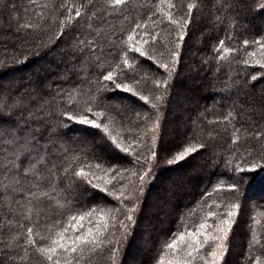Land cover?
Wrapping results in <instances>:
<instances>
[{
	"label": "trees",
	"instance_id": "obj_1",
	"mask_svg": "<svg viewBox=\"0 0 264 264\" xmlns=\"http://www.w3.org/2000/svg\"><path fill=\"white\" fill-rule=\"evenodd\" d=\"M189 3L195 4L196 7L193 9L192 23L187 29L186 39L182 42L183 47L176 66L178 74L174 73L173 80L166 75L162 67H159L164 63L172 67L166 49L175 43L177 30L168 20L167 13L171 12L174 19H179L181 15L187 13ZM45 4L48 7L43 11L50 19L57 17L62 19L67 12L60 6L65 4L75 5V9L82 13L81 18L71 23L67 34L56 47L47 53H44V49L59 31L58 22L50 24L47 33L39 36H26L18 32V25L26 20L31 19L35 22V14L40 12L41 6ZM169 4L176 7L169 9ZM234 4L235 0H129V4L122 12H116L108 7V0H0V66L5 62L14 65L7 71L0 72V83L12 87H14L12 82L20 77L34 74L47 82L51 89L50 95L55 94L58 86L65 89H78L79 86L87 88V81L92 78L91 73L96 71L93 67L95 56H101L106 68L109 63L113 67L116 63H122V50L128 46L127 36L132 34L136 23L141 25L139 29H135L137 44L140 38L150 40L152 35L159 34L157 41L144 45L146 50L154 49L150 51L152 58L140 57L138 53L129 52V63L133 67L125 70L141 79V87L138 90L148 95L150 102H154L155 95L164 92L162 85L165 79L172 84L171 101L167 106L166 119L163 121L164 138L168 125L176 124L179 116L173 115L170 107H179V101L185 100L184 104L188 109L184 110L185 126L180 131L176 130L177 134L174 136L176 138L178 135L175 139L176 144L168 142L170 146L178 147L186 144V137H194L191 142L206 143L208 149L196 156L189 165L166 174L162 182L158 181L152 186L140 212L136 238L126 246L122 245L125 264L131 259V248L140 236L143 222L152 215L146 208L150 206L149 200L153 195L155 202L151 206L158 208V216L152 229L153 241L140 264H158L161 259L167 264L175 257L173 250L166 247L168 243L181 232L185 233L187 239V231L195 230L202 222L218 224L221 214H226L230 204L234 202L239 203L241 207L234 218L228 241L229 251L224 264H257L258 260L259 264H264V173L258 170L255 179L250 183L249 177L246 176L245 185L240 189L237 199L236 194L228 191L230 179L224 165V161L230 158L233 152H244L245 149L260 152L264 149V110L260 107L261 97L264 96V68L260 67L264 64V51L259 44L254 43L257 40L264 41V21L261 19L262 14H258L253 20L251 16L241 12L242 10L234 7L230 10L228 5ZM75 9L71 13L73 16ZM93 13L97 16L94 17ZM6 18L15 24V28L6 29L8 33L4 32ZM145 32L149 36H145ZM73 37L86 43L84 55L81 57L83 62L78 65L76 75L70 80L65 72V65L59 63L58 56L67 52L70 44L76 43ZM221 40L224 41V47L231 50L224 60L218 58L219 55H223L217 51ZM245 40L248 41L247 46L244 44ZM93 41L103 49V52L98 49L93 55L89 50L90 47L96 46L92 44ZM25 60L26 62H23ZM58 73H64L60 79L68 82L59 85L52 83L57 80ZM252 76H256L257 80L252 81ZM157 82L161 84L159 90H156ZM245 82L247 85H254L247 95L243 90L235 88L237 83ZM73 95H76L75 91ZM117 96L124 98V102L134 110L127 112L128 120L136 121V113L142 116L150 114V103L145 104L127 93L118 92ZM3 99L6 97L0 98V102ZM119 119L117 118L118 121ZM114 127L116 131H113V135L119 133V138L125 146L133 145L130 153L111 150L102 152L97 149L94 155L89 154L82 161L86 171L89 170L87 164L90 163L93 165L91 171L104 180L112 179L115 175L108 171L111 168H117L123 173L122 180L117 177L113 185L109 186L110 191L135 183L132 174L137 171L144 158L149 156V141L145 139V127L137 129L134 123H128L127 120L123 124H115ZM76 128L80 129L82 126L76 125ZM95 131L89 130L90 133ZM150 135L149 132L148 136ZM137 136L139 140L136 139ZM85 139L98 140L99 136L89 134ZM237 140L238 143L233 142ZM64 147L67 146L60 145L56 151H63ZM74 154L80 155L78 152ZM71 155L73 153H69V156ZM63 159L61 156L56 162L59 164ZM138 159L140 163H137ZM96 163L101 164L100 169L94 167ZM64 167L68 165L65 164ZM42 171L48 177L47 171L43 169ZM174 173L179 177L171 181L170 177ZM57 175L62 176V169ZM4 183L6 181L0 175V249L16 235V222L27 215L28 208L32 207L27 200L12 191L5 194ZM67 185L68 181L63 178L57 181L48 177L42 190L48 191L49 197L43 198L34 209L31 223L25 222V231L29 226L34 228L38 247L48 245L49 237L54 238L55 233L69 223L68 217L73 214H83L96 209L92 216L93 227L99 220L101 211L107 213V222L110 226L114 223L111 217L115 213L109 212V209L118 206L116 201L111 198L105 199L100 193L90 199L89 194L79 186L73 185L72 188H68ZM210 211L216 212L217 216L208 217ZM117 219H123V216H118ZM89 223L86 218L85 229ZM111 231L110 227L107 238L103 241L104 245L112 238ZM68 235H72L71 228ZM41 237L45 239L42 240ZM205 254L201 252L196 257L195 264H202L200 256ZM32 255L34 257L32 264H41L35 258L34 250ZM232 258L235 259L234 262ZM0 264H8V261L0 257ZM81 264H111L107 247L101 248L91 257L86 256Z\"/></svg>",
	"mask_w": 264,
	"mask_h": 264
},
{
	"label": "snow or ice",
	"instance_id": "obj_2",
	"mask_svg": "<svg viewBox=\"0 0 264 264\" xmlns=\"http://www.w3.org/2000/svg\"><path fill=\"white\" fill-rule=\"evenodd\" d=\"M128 4L129 0H108V7L116 12H122ZM47 7V4L41 6L42 10L35 14V22L29 19L18 25V32L26 36H39L47 33L50 24L59 23V31L51 38L44 53L51 52L67 34L71 23L82 17L81 11L75 9V5L65 4L60 7L65 8L67 14L62 19L59 17L50 19L43 11ZM168 7L172 9L176 5L169 4ZM195 7V4L189 3L187 13L181 15L179 19H174L171 12L167 13L168 20L175 25L177 30L175 43L171 48L166 49L172 67L170 68L167 63L160 64L159 67H162L166 75L172 77L173 80L175 79L174 73L178 74L176 66L181 55L182 42L185 41L187 29L192 23V13ZM228 7L230 10L233 7L242 10L253 20L258 14H262L261 19L264 21V0H235V4L228 5ZM74 9L75 15L73 16L71 13ZM93 16L96 17L97 14L93 13ZM140 26L136 23L135 29H139ZM135 29L127 36L129 44L122 50V63H116L115 67L109 63L106 68L101 56H95L93 67L96 71L91 73L92 78L87 81V88L79 86L78 89H65L58 86L55 94L50 95L51 89L47 82L34 74L22 76L12 82L14 87L0 83V98L6 97L0 102V175L6 181L3 184V191L5 194L12 191L32 205L28 208L27 215L16 222V235L4 244L3 249H0V257L6 258L8 264H32L34 259L32 250L35 251V258L41 264H81L86 256L91 257L104 247H107L110 253L111 264H125L123 246L136 238L140 212L152 186L158 181L162 182L166 174L189 165L196 156L207 151L206 143L191 142L194 137H186V144L178 147H172L165 141L163 121L166 119L167 106L171 101L172 84L165 79L162 85L164 92L155 95L154 102H150L149 96L138 90L141 87V79L125 70L133 67L129 63V52L138 53L140 57L152 58L150 51L154 49L146 50L144 45L157 41L159 34L152 35L150 40L140 38L137 44ZM144 35L149 36L147 32ZM73 39L76 43L70 44L68 51L58 56V61L65 65V72L70 80L76 75L78 65L83 62L81 57L84 55L86 43L77 37ZM254 43L259 44L261 50L264 51V41L257 40ZM92 44L96 45V42L93 41ZM244 44L247 46L248 41L245 40ZM98 49L103 52L99 45L90 47L89 50L94 55ZM217 51L223 53L218 57L220 60H224L231 52L230 49L224 47L223 40L219 42ZM245 64L247 66V62ZM11 67L14 65L5 62L0 66V72L7 71ZM260 67L264 68V64ZM63 74L58 73L57 80L52 83L58 85L67 83L68 81L60 79ZM251 79L256 81L257 77L252 76ZM125 80L132 82L125 83ZM82 84L81 80L80 85ZM160 87L161 84L157 82L156 90ZM253 87L254 85H247L246 82L235 85V88L243 90L245 95ZM74 91L76 95H73ZM118 92L127 93L145 104L150 103V114L142 116L136 113V121L128 120L127 112L134 110L124 102V98L117 96ZM237 95L239 97V91ZM261 100L260 107L264 110V96ZM253 107L255 108V105ZM117 118H120L119 121ZM125 120L128 123H134L137 129L141 126L145 127V139L149 141V156L144 158L143 163L137 160L140 167L132 174L135 177V183L110 191L109 186L113 185L117 177L122 180L123 173L117 168H111L108 171L115 175L112 179L104 180L91 171L92 164H87L89 170L86 171L82 161L89 154L94 155L97 149L102 152L111 150L129 154L133 145L125 146L119 138V133L113 135V131H116L114 125L123 124ZM149 123L150 127H148ZM76 125L82 128L77 129ZM90 129L96 131L90 133ZM149 132L150 136H148ZM89 134L94 137L98 135L99 139L88 141L85 137ZM136 139L139 140V136ZM233 142L238 143V140ZM60 145L67 147L57 152L56 149ZM77 152L80 155L74 154ZM69 153L73 155L69 156ZM61 156L64 159L58 164L56 160ZM137 156L139 157V153ZM65 164L68 167H64ZM224 165L230 179L228 191L236 194L239 199L240 189L245 185V177H249L248 182L250 183L252 179H255L258 170L264 173V149L260 152L247 149L244 152H233L231 157L224 161ZM94 167L100 169L101 164L96 163ZM42 169L47 171L48 177L57 181L61 178L67 180L68 188H72L73 185L79 186L89 194L90 199L100 193L105 199L111 198L116 201L118 206L115 209H109V212L115 213L111 217L114 223L110 226L107 222V213L101 211L99 220L93 227L92 216L96 213V209L83 214H73L68 217L69 223L61 231L56 232L54 238L49 237L48 245L38 247L34 237V228L29 226L26 231L24 229L25 222L31 223L33 211L39 206L41 200L49 197V192L42 190L48 178ZM61 169L62 176L57 175ZM17 203L19 204V201ZM240 207L239 203H231L227 213L221 214L218 224L210 225L206 221L202 222L195 230L187 231V239L185 233L181 232L178 237L166 245L175 253L174 259L168 261L167 264H195V259L201 252L206 253L200 256L202 264H224L229 251L230 232ZM36 214L39 215L38 212ZM118 216H123V219H117ZM216 216V212L208 213V217ZM86 218L90 223L85 229ZM110 227L112 238L108 240L107 245H104L103 241L107 238ZM69 228L72 229L71 236L68 235ZM158 264H165V262L161 259Z\"/></svg>",
	"mask_w": 264,
	"mask_h": 264
},
{
	"label": "rangeland",
	"instance_id": "obj_3",
	"mask_svg": "<svg viewBox=\"0 0 264 264\" xmlns=\"http://www.w3.org/2000/svg\"><path fill=\"white\" fill-rule=\"evenodd\" d=\"M243 12V11H241ZM5 30L4 32L5 33H8L6 31V29H13L15 28V24L13 23V21H9V19H5ZM9 25V26H8ZM1 36V35H0ZM263 95V94H262ZM184 101L183 99H181L179 101V107H170V109L172 110V113L173 115H176V114H179V116L177 117L178 119H176V124L172 123L170 125H168L167 129H166V137H165V141L166 142H170V144H176V138L174 137L177 133H176V130L180 131L181 129H183V127L185 126V122H186V116L184 115V110H188L186 107H185V104H184ZM187 106V105H186ZM191 107V106H190ZM181 110V111H180ZM174 170L170 173H173ZM179 176H177V174H173L171 177H170V180L171 181H175ZM154 199H155V196L153 195L150 200H149V203H150V206L146 208L147 212L150 211L152 212V215L146 220L143 222V225H142V230H141V233H140V236L138 238V240L135 242V245L133 248H131V259H129L128 263L127 264H140L142 262V260L144 259V256H146V253L149 249V245L151 243V241H153V238L151 237L152 236V229L153 227L155 226L156 224V220H157V207H154L151 206L152 203L154 204ZM161 202V199L159 201V203ZM162 209V208H161ZM167 213H168V210H166ZM159 212V210H158ZM161 216V215H160ZM238 239H240L238 237ZM240 242V240L238 241ZM235 257V256H234ZM233 259V258H232ZM235 261V259H233V262Z\"/></svg>",
	"mask_w": 264,
	"mask_h": 264
}]
</instances>
